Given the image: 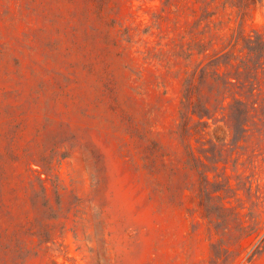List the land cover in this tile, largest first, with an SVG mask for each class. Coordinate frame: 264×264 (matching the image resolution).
Masks as SVG:
<instances>
[{
    "label": "rangeland",
    "instance_id": "374dc122",
    "mask_svg": "<svg viewBox=\"0 0 264 264\" xmlns=\"http://www.w3.org/2000/svg\"><path fill=\"white\" fill-rule=\"evenodd\" d=\"M0 264H264V0H0Z\"/></svg>",
    "mask_w": 264,
    "mask_h": 264
},
{
    "label": "trees",
    "instance_id": "16d2710c",
    "mask_svg": "<svg viewBox=\"0 0 264 264\" xmlns=\"http://www.w3.org/2000/svg\"><path fill=\"white\" fill-rule=\"evenodd\" d=\"M193 88H194V86L192 85V82L191 81L189 83L187 82L186 88H185V93H184L185 104H183V105H191ZM200 105H202V104L200 103ZM200 109L203 110L205 113L208 112V109L205 105H202L200 107ZM182 127H185V122H183Z\"/></svg>",
    "mask_w": 264,
    "mask_h": 264
}]
</instances>
